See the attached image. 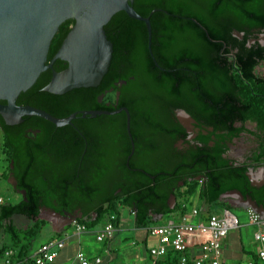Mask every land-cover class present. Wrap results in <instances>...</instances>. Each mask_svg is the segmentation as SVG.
Wrapping results in <instances>:
<instances>
[{
    "label": "trees",
    "instance_id": "16d2710c",
    "mask_svg": "<svg viewBox=\"0 0 264 264\" xmlns=\"http://www.w3.org/2000/svg\"><path fill=\"white\" fill-rule=\"evenodd\" d=\"M133 8L151 21V53L146 24L119 12L105 26L114 53L98 88L45 93L48 70L17 105L57 118L127 108L134 153L125 112L95 119L80 114L65 127L39 117L9 126L0 116L4 177L15 178V190L25 193L20 203L0 206V231L10 239L2 252L30 256L46 226L37 220L44 208L79 212L76 221L94 231L112 215L118 225L127 209L137 228L149 230L155 216L186 214L184 203L195 197L221 206L224 195L237 192L264 206V185L253 186L248 175L251 165L264 164V78L256 73L264 63V0H134ZM151 54L171 72L159 70ZM177 111L195 120L194 137ZM246 134L258 147L239 163L229 154ZM14 217L31 225L19 229ZM156 264H180V254L169 250Z\"/></svg>",
    "mask_w": 264,
    "mask_h": 264
},
{
    "label": "water",
    "instance_id": "95a60500",
    "mask_svg": "<svg viewBox=\"0 0 264 264\" xmlns=\"http://www.w3.org/2000/svg\"><path fill=\"white\" fill-rule=\"evenodd\" d=\"M133 3L134 0H0V116L4 122L14 126L22 124L25 117H39L57 127H65L72 124L77 114L95 119L125 112L133 154L135 144L127 108L113 112L84 111L57 118L33 106L17 105L19 96L30 90L48 70H52V78L43 89L45 93L59 96L76 89L98 88L110 70L114 53V44L107 37L105 26L119 12L146 24L151 53V21L139 15ZM153 61L157 66L154 58ZM179 112L189 118L194 128L195 120L185 111ZM248 175L252 181L251 170ZM12 179L16 187L17 182ZM234 193L245 199L240 193ZM245 201L249 208L264 213V206L250 197ZM53 213L72 220L81 217L79 212L74 216Z\"/></svg>",
    "mask_w": 264,
    "mask_h": 264
},
{
    "label": "crops",
    "instance_id": "0c3cea01",
    "mask_svg": "<svg viewBox=\"0 0 264 264\" xmlns=\"http://www.w3.org/2000/svg\"><path fill=\"white\" fill-rule=\"evenodd\" d=\"M250 139L256 144V140L253 137H250ZM257 147L258 145L256 144V147L246 156V158H250ZM230 157L233 158L231 155ZM241 162L243 163L245 160ZM251 178L255 186L260 187L264 185V178L262 179L261 176L258 175L257 178L256 174V178L252 177L251 172ZM6 179L14 185L12 177H8ZM238 196L239 195L234 192L224 195L221 199V206L209 205L206 202L199 200L197 197L193 198V200L189 203L185 202L183 206H186L184 208H187L188 211L192 208V206L198 209V216L191 219L194 224H199L201 222L205 223L212 215L224 217L226 213L231 212V210H227L228 208H238L241 212L240 216L238 214L234 215L239 218L240 225L238 228L230 230L228 237L224 240L223 259L229 264H264L258 255L260 246L256 243L254 238V235L258 231L259 227L250 223L248 219V209H250L249 205L245 199H241V197ZM0 197L3 198L1 195ZM234 198H240L242 200V204L240 201L236 202ZM7 203L8 201L5 199L4 204ZM170 204L171 208H173L176 204V198H171ZM217 207L222 210V213L215 210ZM121 214L120 222L115 226L114 239L112 241L102 243L98 242L96 233L104 225L94 231H87L82 234H78L75 226L73 225L74 220H72V218L59 216L53 213V211L44 208L37 220H41L46 223V226L40 235L44 236L45 241L40 245L33 247V250L30 252V256L27 258H30V261H25L24 264H34L33 256L35 251L42 245L53 240L65 241V247L59 252L54 264H80L75 259L76 253L79 250H82L91 261L99 257L102 258L106 264H152V258L149 254V250L159 244V239L152 236L148 229L137 228L135 216L130 209L121 210ZM262 215L264 217V213H262ZM180 218L181 217L178 215L160 216L158 218L155 216V224L151 226H163L178 223ZM25 223L26 225H24ZM8 224L9 223H5V226ZM12 224L17 226L19 229H22V226L26 228L28 225H31L30 222H26V219L22 217H14L12 219ZM244 228H246V231ZM232 231H234V234L231 233ZM244 232L246 233V236ZM204 240V237L199 236L191 237L189 239L190 246L188 256L191 260H194L201 254V245ZM9 245V238H7L4 234V230H1L0 247H8ZM249 247L255 249L254 254L251 252Z\"/></svg>",
    "mask_w": 264,
    "mask_h": 264
},
{
    "label": "built area",
    "instance_id": "2783aa9c",
    "mask_svg": "<svg viewBox=\"0 0 264 264\" xmlns=\"http://www.w3.org/2000/svg\"><path fill=\"white\" fill-rule=\"evenodd\" d=\"M5 203L4 198L0 197V206ZM193 205V204H192ZM186 207V206H184ZM190 211V212H189ZM186 214L181 216L178 223L163 226H153L149 229L150 234L159 239V244L149 250L152 264L163 258L169 250H174L180 254V264H229L223 259V242L228 237L230 230L238 228L240 220L229 212L224 217L212 215L207 222L194 224L191 219L198 216V209L193 207ZM250 223L259 227L254 238L260 246L258 255L264 263V217L262 214L248 210ZM116 216L112 215L96 234L98 242L112 241L115 236ZM78 234L87 232L85 226L80 225L76 220L73 221ZM204 237L201 245V254L191 260L188 256L191 237ZM65 247V241H50L39 247L33 256L34 264H54L59 252ZM75 259L80 264H106L102 258H95L91 261L87 255L79 250ZM27 260H19L16 251L12 249L2 252L0 248V264H24ZM139 264V263H136Z\"/></svg>",
    "mask_w": 264,
    "mask_h": 264
},
{
    "label": "rangeland",
    "instance_id": "374dc122",
    "mask_svg": "<svg viewBox=\"0 0 264 264\" xmlns=\"http://www.w3.org/2000/svg\"><path fill=\"white\" fill-rule=\"evenodd\" d=\"M260 43L264 45V34L260 36ZM256 73L260 77L264 78V63H262L257 68ZM179 115H181V112H179ZM183 121L185 122L186 120H183ZM186 126L188 127L191 135H193L196 132V129L192 128L191 124L189 122L186 123ZM255 127H256V124H248V128L251 130H254ZM256 144L254 141H251L249 135H247V134L243 135L242 138L235 141L233 147L231 148L232 149L231 150V156L235 160L244 161V160L248 159V158H246V156L256 147ZM7 166H8V164H7L4 152H3V134H2L1 129H0V195L4 198V200L6 199V201H8V203L17 204V203H20L24 199V196L22 193L16 191L14 185L8 179H6L4 177V175L7 174ZM250 168H251V172H252V177L256 178V174H257V178H258V175L261 176L262 179L264 178V166L263 165H257V166L251 165ZM234 199L236 202L240 201V203L242 204V200L240 198H234ZM215 210L222 213L221 212L222 210H220V208H218V207ZM231 212L233 214H238L239 216L241 214V212L236 207H232ZM26 222H29V221L26 220ZM24 225H26V223ZM22 227H24V226H22ZM244 230L246 231V228H244ZM231 233L234 234V231H232ZM4 234H5V232H4ZM5 235L7 238H9V236L7 234H5ZM249 235H250V232H249ZM245 236H246V233H245ZM44 241H45L44 236H38V239L34 242V246H38L41 243H43ZM249 249L254 254L255 249L252 247H249Z\"/></svg>",
    "mask_w": 264,
    "mask_h": 264
},
{
    "label": "flooded vegetation",
    "instance_id": "af4514ba",
    "mask_svg": "<svg viewBox=\"0 0 264 264\" xmlns=\"http://www.w3.org/2000/svg\"><path fill=\"white\" fill-rule=\"evenodd\" d=\"M119 93V92H118ZM118 93H117V100L119 99V97H118ZM120 96V95H119ZM103 101V100H102ZM75 113H79V112H75ZM75 113H73V114H75ZM182 114V113H181ZM80 114H77V116H76V118L79 116ZM71 116V115H70ZM184 116H182V115H179V111H177V113H176V118L178 119V121L187 129V131L189 132V129H188V127L186 126V123H188L189 122V118L188 117H184ZM75 118V119H76ZM74 119V120H75ZM183 120H186L185 122L183 121ZM73 121V120H72ZM72 125V124H71ZM195 128V127H194ZM190 133V132H189ZM195 134V133H194ZM194 134L193 135H191V137H194ZM232 148V147H231ZM231 155V152H230V154H229V156ZM239 163H242L241 161H238ZM24 196V195H23ZM25 197V196H24Z\"/></svg>",
    "mask_w": 264,
    "mask_h": 264
},
{
    "label": "bare ground",
    "instance_id": "6f19581e",
    "mask_svg": "<svg viewBox=\"0 0 264 264\" xmlns=\"http://www.w3.org/2000/svg\"><path fill=\"white\" fill-rule=\"evenodd\" d=\"M181 115L184 116V117H187V116H186L185 114H183V113H182Z\"/></svg>",
    "mask_w": 264,
    "mask_h": 264
}]
</instances>
